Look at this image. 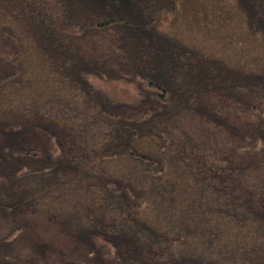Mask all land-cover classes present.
Returning a JSON list of instances; mask_svg holds the SVG:
<instances>
[{"label":"trees","instance_id":"16d2710c","mask_svg":"<svg viewBox=\"0 0 264 264\" xmlns=\"http://www.w3.org/2000/svg\"><path fill=\"white\" fill-rule=\"evenodd\" d=\"M227 1L237 52L186 0H0V264H264V0Z\"/></svg>","mask_w":264,"mask_h":264},{"label":"rangeland","instance_id":"374dc122","mask_svg":"<svg viewBox=\"0 0 264 264\" xmlns=\"http://www.w3.org/2000/svg\"><path fill=\"white\" fill-rule=\"evenodd\" d=\"M188 1L186 0L188 9L193 8L194 11L197 10V14L200 17L189 14L188 19H185L189 21V23L183 21L184 18L176 20L174 23L176 24V28L179 31L181 30V28H183L185 34H201L203 36L205 44L207 46L212 45V48H215L218 51L220 50L221 45L220 43L216 42V39H221L222 43L227 48H229V50L237 52V50L241 48L242 42H240L239 40L238 29L236 27L237 16L235 15V11L230 8L231 4H228L227 0ZM92 83L95 87L100 88L101 90L105 91L110 97L117 100L128 101L131 100L135 95L134 86L125 82H106L102 80H93ZM112 168L113 166L111 167V169ZM145 212V217L147 219H156V213L154 214L152 211H150V209L146 210ZM238 235L242 237L241 233L230 231L227 235L223 234V238L234 239L238 237ZM62 247L72 248L73 246ZM217 247L220 250L221 246H213L214 249H216ZM244 247L245 246H243L242 248L244 249ZM214 256H216L215 253H213L212 257ZM67 260L72 261V263L70 264H85L80 258L78 259L75 256H73L72 258H67Z\"/></svg>","mask_w":264,"mask_h":264}]
</instances>
